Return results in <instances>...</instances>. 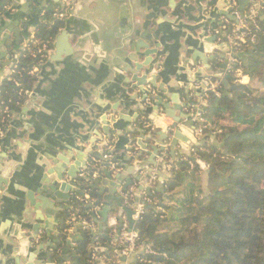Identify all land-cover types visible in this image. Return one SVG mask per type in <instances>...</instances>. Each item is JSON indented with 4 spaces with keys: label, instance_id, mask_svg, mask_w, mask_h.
<instances>
[{
    "label": "crops",
    "instance_id": "0c3cea01",
    "mask_svg": "<svg viewBox=\"0 0 264 264\" xmlns=\"http://www.w3.org/2000/svg\"><path fill=\"white\" fill-rule=\"evenodd\" d=\"M216 2L219 0L65 1V9L61 11L64 15L62 19L64 26L61 31L66 30L68 35L65 41L59 43L57 42L59 32L52 49L47 52L45 61L33 70L32 73L37 81L32 90L27 92V99L21 110L11 116L0 138V157H2L0 178L8 180L10 185L0 193V264H49L47 255L52 251H46V246L51 244L54 238L46 240L41 231L31 241L35 245L40 244L44 247L45 250L41 253L35 250L34 246H29L28 238L25 240L21 238L24 234L34 235L30 230L23 229V226L33 228L37 225L34 222V216H30L29 223L22 214V211L28 210L25 197L26 191L31 188L30 176L34 165L39 164L40 158L45 160L48 155L63 154L64 149H68L72 158H75L77 154L81 159L83 155L78 151L80 148H83L85 152L89 150L97 152V148L90 149V144L85 146L80 144L78 138L85 141L93 140L91 131L87 132L89 126L86 123L93 119L99 108L103 112L104 105L114 107L119 114L125 115V121L121 124L118 136L116 132H113L110 140L103 141L106 146L103 143L98 144V149L103 156L109 155L110 160L114 161L109 165V169L113 166L115 173L123 170L122 165L126 166L127 175L134 173L137 168L142 169L140 176L147 173L150 168L147 163L151 159L146 153L137 157L142 152L137 142L143 141L147 146L153 147L167 145L168 141L159 140L154 133L161 130L166 132L167 128L173 124L172 120L163 114H157L156 107L152 104L142 106L138 90L133 89L128 83L135 65L130 58L133 53L131 47L139 42L143 35L147 36L145 43L151 50L156 51V47L160 48L156 51L157 55L148 59L150 65L141 70L140 76L148 74L151 78L154 75L157 76L155 86L164 89L165 94H162L164 103L169 101L171 94L175 97L177 94L180 96L186 94L184 98L181 97V100H178L181 104H189L188 110H181L175 114L190 116V126H181V129L192 147L181 143V146L175 148L173 157L167 152L160 154V157L156 158V163L161 167L159 171L170 180L179 162L187 159L194 163L197 160L194 156L196 149L200 148L205 141L214 142V134L208 129L210 125L203 118V108L207 106L206 95L210 85L218 82L215 76L219 70L213 67L218 60L210 64L211 69L199 63H196L195 67L187 66V63L191 62L192 53H202L199 46L206 39L201 38L204 37L205 32L210 31V25H215L212 19L213 13L219 12L216 6H213ZM259 3H262V0H259ZM56 7L59 8L50 0L12 1V10L0 17L1 26H4L3 31H0V46H6L4 59L1 62H5L7 57L6 63L3 64H8L11 58L16 59L18 51L36 34L35 27H29L25 35L20 32L27 14L35 12L39 18H44L46 10ZM53 10L56 12L57 9ZM250 10L254 9L249 7L246 13ZM262 10L263 8H260L261 12ZM256 16H258L257 11ZM208 18H211L210 22L207 21ZM219 22L220 19L216 20L217 24ZM16 30L21 36V44L18 48L14 46ZM224 52L226 54V49ZM140 54H143V51ZM135 56L137 63L142 64L145 61L138 54ZM10 71L9 66H0V84L11 74ZM227 74L228 67L223 76ZM242 78V83L247 84L249 78L247 76ZM196 113H199L201 119L193 121ZM94 122L95 124L98 122L96 118ZM151 125H153L152 128ZM195 126H203L204 129L209 127L206 134L203 130L201 136H196L193 134ZM149 133L152 134V139L145 141ZM112 150H115L113 155L110 154ZM166 156L167 163L163 159ZM88 167L96 173V177H90L85 172H80V176H88L92 181L94 180L95 185H99V180L103 177L102 170L106 168H100V162L97 159H92ZM201 170L200 179L203 183L207 174L205 170ZM158 180L159 178L152 174L148 183L152 195L157 193L154 202L144 193L138 192L137 183L130 189L132 197L123 202V205L132 208L133 197L137 196L139 206L136 212L143 204L154 206L162 202L163 205L168 206L170 203L168 197L171 195L163 192L168 180L162 184ZM157 187H160L162 191H158ZM160 194H162L161 200ZM89 202V199H85L80 201V204ZM110 208L108 223L99 233L103 235L104 230H110V234L105 238L112 240H106V247L102 248L104 252L110 248H117L121 235L125 230L128 231L126 215L123 214L124 223L120 237L117 240L114 239L117 231L115 219L117 209L114 203ZM100 210L101 208L97 207L95 212ZM68 213L69 219L66 224L69 228L65 233L72 238L76 234L79 237L77 231H73V226L79 224L72 221L78 217L76 208H69ZM96 219L101 222L98 216ZM111 220H115V226L110 225ZM49 221L52 225L54 219L50 218ZM93 223L92 230L97 234L98 224L94 221ZM56 231L55 229L54 232ZM74 246L75 244L72 243L69 249L70 259L64 264L70 263ZM138 253H142V248L138 249ZM135 257L120 253L109 263H106L103 258L93 259L99 260V264H132Z\"/></svg>",
    "mask_w": 264,
    "mask_h": 264
},
{
    "label": "trees",
    "instance_id": "16d2710c",
    "mask_svg": "<svg viewBox=\"0 0 264 264\" xmlns=\"http://www.w3.org/2000/svg\"><path fill=\"white\" fill-rule=\"evenodd\" d=\"M12 1L0 0V17L11 11ZM53 9L45 11L47 21L54 17ZM262 16L255 17L254 25L244 20V41L233 48L238 64L228 69V95L220 82L219 97L206 95L203 118L210 127L204 133L208 128L214 142L196 149L194 163L186 159L177 164L163 191L171 195L169 205H150V221L144 216L135 221L138 249L149 245L154 255L138 253L132 264H264V7ZM63 26L58 17L51 24L39 23L33 39L18 51L12 73L0 84L1 129L21 110L37 81L32 72L45 61ZM238 69L249 78L247 84L237 81ZM163 159L167 163V156ZM197 161L208 170V192L199 195L192 192L202 172ZM75 208L90 228H78L69 264H99L94 256L106 263L115 259L118 248L102 251L110 230L94 233L92 210Z\"/></svg>",
    "mask_w": 264,
    "mask_h": 264
},
{
    "label": "water",
    "instance_id": "95a60500",
    "mask_svg": "<svg viewBox=\"0 0 264 264\" xmlns=\"http://www.w3.org/2000/svg\"><path fill=\"white\" fill-rule=\"evenodd\" d=\"M65 1L66 0H50V2L58 6L61 11H64L65 9ZM213 6H216L219 11L217 14H215L216 12L213 13L212 19H214L215 25H210V31L205 32L206 34L201 38L206 39L201 43V46H199L202 53H192L190 55L191 62H188L187 66L195 67L196 63H199L207 69H211L210 64L214 60H218L217 63L213 65L215 69L219 70L215 78H217L218 82L222 85L223 94L228 95V90L230 89L227 79L228 77L223 76L224 71H226L228 67V61L225 59L224 50L228 46V37L232 34V25L228 26L226 30H222V19H227L231 24L237 25L239 21H244L247 16L246 10L249 7H252L255 11H257L259 17H263L260 8L264 7V3H259V0H237L236 12L239 15V19L230 15L231 10L228 8V0H219V2L213 3ZM55 11L54 17L49 21L44 18H39L35 12H33V14H27V19L22 22L20 32L25 35L29 27L36 28V25L39 23L51 24L57 18V14L61 13L57 10ZM218 19H220L219 24L216 23V20ZM207 21L210 22L211 18H208ZM3 29L4 26H1L0 21V31H3ZM207 34H209V36ZM67 35L68 32L66 30H60L57 42L62 43L65 41ZM20 37L19 31L16 30V42L14 44L16 48H18L21 44ZM146 40L147 36L143 35L142 38H140V41L134 43L131 47L133 53L130 55V58L133 62H135V65L133 66L132 77L128 83L129 85H132L133 89L138 90L141 95L140 104L142 106L152 104L156 107L157 114H163L166 118L172 120L173 124L167 128L166 132L161 130L154 133V136L156 135L159 140L163 142L168 141L167 145L165 147H153L149 145L147 146L143 141L137 142V146L142 151L137 155V157L146 153L151 159L147 163L150 165L147 173L140 176L139 173L142 169L137 168L134 173L131 172L127 175L125 165L121 166L123 169L122 171L115 173L114 169H109V165L114 161L110 160L111 158L109 160L103 159V154L99 151L98 144L103 143L104 140H110L113 132H116V135L118 136L121 124L125 121V115L123 116L122 114H119L114 107L110 108L104 105L102 106V108H104L103 112L102 109L99 108L97 111L98 113L93 117V119L86 123L89 126V130H87V132L91 131V137H93V140L85 141L78 138V142L80 144L83 146L90 144V149L93 150V148H97V152L90 150L85 152L83 148H80L78 151L81 155H83V159L76 154L75 158L79 157V159L75 160V158H72L69 155L67 151L68 149H64L63 154H51L48 155L45 160L42 158L39 159V164L37 166L34 165V169L30 176L31 188L26 191L25 200L28 204V210L22 211V214H24L27 222L30 221V216H34V222L37 225L33 228L30 226H23V229L30 230L34 235L30 236V234H24L21 238H23V240L28 238V242H30L29 246H34L35 250L40 253L45 250L44 247L40 244L35 245L34 242H31L38 236V233L42 231L46 240H52V238H54L53 242L46 246V251H52L47 255V261H49V264H64L65 261H69V253H71L69 250L70 246L76 241V238H78L77 234L74 238H72L65 233L69 228L66 224V221L69 219V208L78 207L92 210L91 216L93 221L98 224L97 234L100 235L99 233L105 229V226L108 223V215L111 212L110 207L112 203H114L117 209L115 214L117 231L114 239L117 240L120 237L121 229L123 228V214L126 215L125 222L127 223L128 231L134 229L135 220H133V217L136 214L137 207L139 206V198L137 196L133 197L134 203L132 208H128L123 205V202L132 197L130 189L138 183V192H142L151 198V188L148 187L151 175L153 174L154 176H157V178H159L158 182L161 184L169 179L168 176L165 177V175L159 171V168L161 167L156 163V158H159L160 154L165 152H167L169 156L173 157L175 154V148L181 146V143L188 145V147H192V144H190L189 140L185 138L181 129V126H190V116L188 114L176 116L175 114L181 110L184 111L189 109V104L180 103L181 97L184 98L186 94L181 96L177 94V97L171 94L169 101L164 103L162 98V94H165L164 89L159 86H155L157 76L154 75L153 78H151L149 74L146 76H140L141 70L145 67H149L150 65V60L148 59L157 55L156 51L160 48L156 47V51L151 50L150 46L145 43ZM149 40L152 42L151 38H149ZM5 50L6 46L4 47V45H1L0 66H9L12 68V66L16 63L17 58H11V62L9 61L8 64H3L7 61L6 57L5 62H1L2 59H4ZM142 51L143 54H140ZM135 54H138L140 58H144L145 61L142 64L137 63V57ZM207 94L209 96H213V93L210 90L207 91ZM178 101L179 103H177ZM129 116L131 117L132 115ZM95 118L98 121L96 124L94 122ZM152 127L153 125H151V128ZM171 135L172 137L170 138ZM151 139L152 134L149 133L145 141H149ZM103 144L106 146L105 143ZM222 149L226 151L225 147H222ZM114 153L115 150L110 152L111 155ZM92 159H97L100 162V168H106L105 170H102L103 177L100 178L99 185H95L94 180L91 181L92 179L88 176H80V172H85L86 174L91 173V168L88 166ZM1 162L2 157H0V164ZM197 163L201 169L208 173L206 166L202 162L197 161ZM154 170H156V172H153ZM84 182L88 183L87 188H84L82 185ZM5 187H10V185H8V180L0 178V193L5 191ZM157 189L160 192L162 191L160 187H157ZM161 198L162 194L159 195L160 200ZM85 199H89L90 202L80 205V201ZM97 207L101 208L99 212H95ZM151 209L152 206L143 204V216L148 221L151 219L149 214ZM97 216L101 218V222L96 219ZM50 218L54 219L52 225L49 221ZM80 226V224L74 225L73 231H77ZM55 229L57 230L56 232H54ZM105 239L107 241L112 240L111 238ZM116 255L119 256L120 252L116 251Z\"/></svg>",
    "mask_w": 264,
    "mask_h": 264
},
{
    "label": "built area",
    "instance_id": "2783aa9c",
    "mask_svg": "<svg viewBox=\"0 0 264 264\" xmlns=\"http://www.w3.org/2000/svg\"><path fill=\"white\" fill-rule=\"evenodd\" d=\"M228 8L231 10L230 15L234 16L236 19H239V15L236 12L237 0H228ZM57 17L59 19H63L64 15L60 13V14H57ZM255 17H256V11L250 10L249 12H247V16L245 17L244 20H249L254 25ZM222 20H223V25L221 27L222 30H226L228 26L232 25V34L231 36L228 37V46L226 48V54H225L226 59L228 61V69H229L232 64H238L237 60L233 57V48L237 46L238 42L244 41L243 34H241V30L245 26H244V21H239V23L235 25V24H231L227 19H222ZM10 73H12V71H10ZM235 77L238 78L237 81L239 83L243 84L242 83L243 76L241 75V72L239 69L235 71ZM209 90L213 93L214 96L216 97L220 96L218 82L211 84L209 87ZM198 119H201V118H200L199 113H196L193 116V121H197ZM203 130H204L203 126H195L193 128V134H195L196 136H201L203 133ZM3 134H4V129L0 128V138L3 136ZM110 158L111 157L109 155L103 156L104 160H109ZM112 169H114L113 166H112ZM89 176L95 178L96 173L94 171H91ZM140 216H143V206L142 205L138 208L136 214L134 215V220L135 221L138 220ZM72 221L74 223L78 222L82 228H90L87 221L84 219H80L79 217L74 218ZM115 224H116L115 220L110 221L111 226H115ZM137 236L138 234L134 229L131 231L125 230L118 241V245H117V248L119 249L118 251L124 256H127V255H132L133 257L137 256L138 255V247L136 245ZM140 248H142V252L144 254L154 255V252L152 251L149 245H143ZM93 258L98 259L97 256H94Z\"/></svg>",
    "mask_w": 264,
    "mask_h": 264
},
{
    "label": "rangeland",
    "instance_id": "374dc122",
    "mask_svg": "<svg viewBox=\"0 0 264 264\" xmlns=\"http://www.w3.org/2000/svg\"><path fill=\"white\" fill-rule=\"evenodd\" d=\"M208 184H207V177H204L203 179V183H201V179L200 180H196L193 181V193L195 195H199V194H205L208 192ZM184 196L183 194L178 195V197L176 196V198H178V200H180V198Z\"/></svg>",
    "mask_w": 264,
    "mask_h": 264
}]
</instances>
